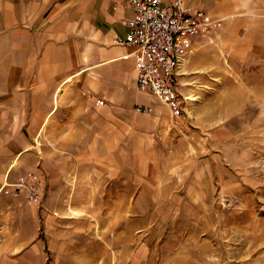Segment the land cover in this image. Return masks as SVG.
I'll return each instance as SVG.
<instances>
[{"label": "rangeland", "instance_id": "1", "mask_svg": "<svg viewBox=\"0 0 264 264\" xmlns=\"http://www.w3.org/2000/svg\"><path fill=\"white\" fill-rule=\"evenodd\" d=\"M242 12L190 37L179 119L97 106L80 74L36 94L0 41V264H264V18Z\"/></svg>", "mask_w": 264, "mask_h": 264}, {"label": "crops", "instance_id": "2", "mask_svg": "<svg viewBox=\"0 0 264 264\" xmlns=\"http://www.w3.org/2000/svg\"><path fill=\"white\" fill-rule=\"evenodd\" d=\"M176 1L161 0V5L167 8ZM180 1L189 13L204 11L209 24L201 30L242 11L264 18V0ZM134 16L129 0H0V41L10 43L2 45V57L7 51L17 59L11 61L10 73L36 75V94L80 74L86 96L97 106L104 99L137 103L136 109L147 114L169 112L137 82L136 47L118 40L127 36L124 19ZM39 106L35 114L43 123L56 106L48 101Z\"/></svg>", "mask_w": 264, "mask_h": 264}, {"label": "built area", "instance_id": "3", "mask_svg": "<svg viewBox=\"0 0 264 264\" xmlns=\"http://www.w3.org/2000/svg\"><path fill=\"white\" fill-rule=\"evenodd\" d=\"M129 4L135 16L124 19L127 36L118 40L136 47V78L140 87L149 89L169 107L172 117L179 119L184 108L178 77L185 49L190 37L209 22L204 11L189 13L180 0L167 8L161 0H129ZM98 103L104 104V99H98ZM39 185L34 181L30 198H38Z\"/></svg>", "mask_w": 264, "mask_h": 264}]
</instances>
